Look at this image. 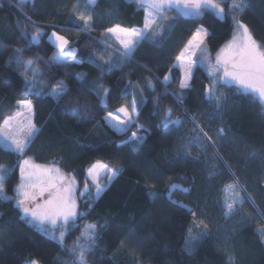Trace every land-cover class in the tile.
Listing matches in <instances>:
<instances>
[{"label":"trees","instance_id":"trees-1","mask_svg":"<svg viewBox=\"0 0 264 264\" xmlns=\"http://www.w3.org/2000/svg\"><path fill=\"white\" fill-rule=\"evenodd\" d=\"M248 3L251 6L238 19L248 26L258 43L264 44V0ZM224 7L227 12L228 5ZM76 9H84L93 16V30H67L79 24ZM167 15L164 34L158 37L163 46L144 41L121 68L101 74L89 63L52 65L50 59L56 49L47 39L42 37L39 45L27 47L20 30L31 34L35 25L46 34L55 31L69 39L70 45L77 49L78 59L88 55L99 57L105 51L100 41L109 40L104 29L115 24L126 28L143 26L145 10L133 0H98L93 7H87L86 0H27L23 5L20 0H0V126L17 110V100L32 99L33 122L41 129L23 157L14 153L0 155V165L13 169L5 184L6 194L13 197L12 189L20 181L15 165L21 159L58 167L75 176L80 190L87 179V169L96 161L122 169L99 199L86 203L87 198H80L79 212L86 215L78 218L75 225L70 224L63 246L21 219L14 200L0 202V264H29L31 260L38 264H70L68 250L90 223L107 227L98 230L88 264H264V234L258 231L264 228V219L253 204L246 198L231 219L225 218L220 207L221 188L231 181L226 162L264 213V109L259 103L221 88L227 104L216 115L203 100V85L209 82V77L201 65L194 70L192 89L183 109L171 95H164L165 89L158 82L169 74L173 80L181 76L174 66L175 57L200 26L212 33L207 44L209 54L214 55L234 31L231 15L223 20L211 11L203 17L177 18L175 11ZM172 23L175 26L168 32ZM107 44L109 55L117 58L113 53L119 48L117 44ZM25 47L21 59L41 58L37 65L44 73L41 80L51 84L63 81L67 85L68 92L59 102L47 95L43 98L22 95L24 78L10 57L15 49ZM73 73L86 74L85 80H77ZM146 80L155 85L154 91L145 87ZM130 81L143 89L146 102L141 106L137 97L138 123L151 133L136 151L130 144H124L131 133L117 134L104 121L108 111L127 104L122 92ZM84 84H103L111 90L107 109ZM167 91L178 92L179 85L173 82ZM157 96L161 108L173 107L175 115L187 122L174 131L156 129L153 99ZM70 102L87 118L66 110ZM184 110L217 140L223 160L211 148L206 153L193 148L191 158H181L188 132L185 127H194ZM20 119L24 122V117ZM220 128L224 129L223 137L217 135ZM132 131L142 134L135 127ZM212 171L218 173L217 178H209ZM173 184L189 189L176 191L173 199L189 205L195 216L167 200ZM194 224L201 225L207 233L189 253L185 251V243L188 229ZM200 234L196 227L192 235Z\"/></svg>","mask_w":264,"mask_h":264},{"label":"snow or ice","instance_id":"snow-or-ice-1","mask_svg":"<svg viewBox=\"0 0 264 264\" xmlns=\"http://www.w3.org/2000/svg\"><path fill=\"white\" fill-rule=\"evenodd\" d=\"M96 2L97 0H86V6L93 7ZM133 2L145 10L141 28H126L115 24L104 29L106 35L114 37L119 42L120 48L117 49L119 55L115 59L109 55L106 40L100 41L105 45V51L99 57L88 55L78 59L77 49L70 45L69 39L55 31L46 34L32 25L31 34L27 30L21 29L20 35L27 47L39 45L41 38H46L50 45L56 49L50 59L52 65L67 66L69 64L89 63L95 66L101 74H107L121 68L124 61H130L138 46L144 41L156 46H163V40L158 39V37L164 34L163 23L168 20L167 14L171 11L177 13V18L203 17L205 12L209 11L222 20L226 15H231L234 31L230 40L219 49L215 57L209 54L207 44L212 33L200 26L191 33L187 43L175 57L177 62L175 66L181 70V76L173 80L169 74L158 82L165 89L164 95H171L176 100L177 105L183 109L184 101L192 89L194 70L198 65H203L209 77V82L203 85V100L215 110L216 115H220L227 104V97L220 92V88H227L234 94L249 99L252 103H259L264 109V44L258 43L248 26L238 19V16L243 15L251 6L248 0H230V2L229 0H133ZM20 3L26 4L27 0H20ZM225 4L228 5L227 12L225 11ZM74 11L76 19L81 23L67 30L79 32L93 30V16L78 10ZM29 22L31 23V21ZM174 26V23L169 24L168 32H171ZM27 47L15 49L14 55L10 57V61L18 66V70H21L24 78L22 95L33 98H43L47 95L59 102L68 92L67 85L63 81L51 84L41 80L40 78L44 73L37 67L41 58L21 59V55L27 50ZM105 57L108 58L105 59ZM72 75L81 82L85 80L86 76L84 73H73ZM173 82L179 85V91L169 93L167 90ZM38 84L41 85L39 89ZM84 87L97 97L103 108L107 109L108 97L111 94L110 89L103 84H84ZM145 87L150 91L155 90V85L150 80H146ZM122 95L127 100V104L116 108L115 111H108L104 121L117 134L131 133L124 144H130L136 151L151 134L148 128L138 123L140 108H138L137 97H139L141 106L146 100L143 89L138 84H132L131 81L123 89ZM129 97L131 98L128 99ZM159 99L158 96L153 99V116L157 118L154 125L156 129L174 131L187 122L175 115L173 107L161 108ZM66 110H70L77 116L85 115L81 109L72 107L71 102ZM184 115L187 120L191 121L194 128L190 132L191 139L183 147L181 158H191V149L193 148L198 149L201 153H206L207 149L211 148L215 156L223 160L217 147V140L208 135L187 110H184ZM34 116L35 110L32 99L17 100L15 114L9 115L4 120L3 125L0 126V149L3 150L0 155L12 153L20 157L25 155L26 150L30 148L41 130L33 122ZM21 117H24V122L21 121ZM85 118H87L86 115ZM133 127L142 134L138 135L136 131H132ZM217 135L223 137L225 135L224 129L220 128ZM15 167L19 169L20 182L12 191L15 196L14 206L21 213V219L33 225L38 231L49 235L62 246L68 226L70 224L75 225L78 218L86 215V213L78 211L77 193H79V197L87 198L86 203L88 200L94 202L99 199L108 185L122 171L118 167H112L109 163L98 160L87 169V179L83 181V190H80L75 176L65 175L58 167L38 165L30 159L19 160ZM225 167L228 169L231 181L221 188L224 198L220 202V207L224 215H234L236 208L242 206L247 198L256 208L261 219H264V213H261L255 205L250 194L241 184L239 177L226 162ZM12 172V168L0 165V202H12L13 200V197L8 196L5 191V184ZM217 175V172L212 171L209 173V178L215 179ZM177 189L182 192L189 191V189L181 188L180 185L173 184L169 188V199H171L170 193ZM149 195L155 197L154 193ZM172 203L186 208L195 216V213L187 205L181 204L179 201H172ZM57 226L62 229L59 236L55 234ZM198 226L194 224L188 229L185 251L189 253L193 249L189 247L188 242L201 240L206 235V233H201L199 236L192 235ZM105 227H107L106 224L97 225L95 223L84 226L80 238L68 250L70 264H88V256L94 250L95 240L99 234L98 230ZM205 227L207 226L205 225ZM258 231L264 234V228ZM29 264H38V261L31 260Z\"/></svg>","mask_w":264,"mask_h":264},{"label":"rangeland","instance_id":"rangeland-1","mask_svg":"<svg viewBox=\"0 0 264 264\" xmlns=\"http://www.w3.org/2000/svg\"><path fill=\"white\" fill-rule=\"evenodd\" d=\"M97 1H98V0H97ZM96 3H97V2H96ZM76 10H78V11H80V12H84V13H86V11H85L84 9H76ZM75 16H76V15H75ZM76 20H77V19H76ZM77 22L80 23V21H78V20H77ZM107 37H109V38H108L109 40H108L107 42H110V43H113V42H114V43L117 44V46L120 48L119 42L116 41L114 37H110V36H108V35H107ZM219 49H220V48H219ZM218 51H219V50H217V52H218ZM217 52H216L214 55H211V56H212V57H215L216 54H217ZM113 53H114L115 55H117V56L119 55L118 52H116V51H114ZM197 56H199V53H197ZM111 57H112L113 59H115V58H114L115 56L113 57V55H112ZM176 63H177V62L174 63V66L176 65ZM201 66H203V65H201ZM175 67H176V66H175ZM203 67H204V66H203ZM176 68H178V67H176ZM178 69H179V68H178ZM179 70H180V69H179ZM180 72H181V70H180ZM181 74H182V73H181ZM220 89H221V88H220ZM15 112H16V111H15ZM14 114H15V113H14ZM2 125H3V124H2ZM2 125H1V126H2ZM110 128H111V127H110ZM185 128H186L185 130L188 131V132H187V135H186V137H185V141H186V144H187L188 140L191 139L190 132L193 130L194 127H192V126H187V127H185ZM111 129H112V128H111ZM112 130H113V129H112ZM138 135H140V134H138ZM38 165H39V164H38ZM44 166L51 167V165H44ZM61 172L64 173L65 175L72 176V175L67 174V173H65V172H63V171H61ZM19 177H20V176H19ZM19 182H20V181H19ZM18 184H19V183H18ZM18 184H17V185H18ZM93 194H94V193H93ZM241 195H244V194L241 193ZM8 196H9V195H8ZM77 198H78V205H79V201H80V198H81V197H79V195H77ZM223 198H224V193H223ZM13 200H14V202H15V196H14V195H13ZM240 207H241V206H239V207L236 208V212H235L234 215H231V216H225V218H226V219H231L232 217H234V216L238 213V211L240 210ZM78 211H79V207H78ZM196 225H199V224H196ZM69 226H70V225H69ZM69 226H68V229L66 230V234H67V232L69 231ZM198 227H199L201 233H207V230H206L205 228H203L201 225H199ZM50 230H51V229H50ZM60 230H62V229H60L59 226H57V231H56V233H55L57 236H59V232H60ZM40 232H41V231H40ZM41 233H43V232H41ZM43 234H44V233H43ZM66 234H65V237H66ZM47 236L50 237L49 235H47ZM65 237H64V238H65ZM50 238H51V237H50ZM63 242H64V240H63ZM195 242H196V241H189V242H188V243H189V247H191V248L193 249V248H194V244H195ZM185 244H186V243H185ZM192 245H193V246H192ZM187 252H188V251H187Z\"/></svg>","mask_w":264,"mask_h":264},{"label":"water","instance_id":"water-1","mask_svg":"<svg viewBox=\"0 0 264 264\" xmlns=\"http://www.w3.org/2000/svg\"><path fill=\"white\" fill-rule=\"evenodd\" d=\"M176 191H181V190L177 189V190H175V191H172V192L170 193L171 199H169V192H168L167 195H166V198H167V200H168L172 205L179 207L178 205L172 203V201H177V200L173 199V195H174V193H175ZM180 203H181V204H184V205H187V204H185L184 202H180ZM187 206H188V208H191V207H189V205H187ZM179 208H182V207H179ZM182 209L188 211L186 208H182ZM191 209H192V208H191ZM188 212H189V211H188Z\"/></svg>","mask_w":264,"mask_h":264}]
</instances>
